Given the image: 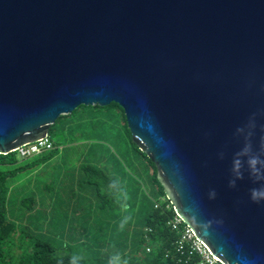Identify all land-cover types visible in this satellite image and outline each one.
I'll return each mask as SVG.
<instances>
[{"label": "water", "instance_id": "water-1", "mask_svg": "<svg viewBox=\"0 0 264 264\" xmlns=\"http://www.w3.org/2000/svg\"><path fill=\"white\" fill-rule=\"evenodd\" d=\"M111 102L210 252L264 264L259 185L228 187L237 129L254 122V152L264 136V0H0V154Z\"/></svg>", "mask_w": 264, "mask_h": 264}, {"label": "trees", "instance_id": "trees-1", "mask_svg": "<svg viewBox=\"0 0 264 264\" xmlns=\"http://www.w3.org/2000/svg\"><path fill=\"white\" fill-rule=\"evenodd\" d=\"M108 107H117L123 112V109L114 102L106 106L80 105L72 113L60 115L50 126L49 135L56 131L63 118L73 116L79 109H88L89 113H96ZM125 127L133 148L152 168V178L159 191V198L156 199H163L154 201L158 206L154 207L153 202L147 205L141 202L136 210V220L139 222L137 227L124 230L122 232L124 237L116 235L115 232H109L105 228L106 225L100 226L98 223L105 219L109 226L113 220L118 219L123 210L121 204L124 203L122 184L119 178L109 174L98 163H85L78 170V185L88 191L92 196V202L83 210L78 209L79 213L76 212L75 207L72 208L71 214L66 215L62 220L66 229L65 231L62 228L60 231L59 237L62 240H55L49 231H43V224L39 222H35L36 230H28L8 217L7 183L18 173L34 169L51 159L57 153L58 144L53 143V149L26 158L19 157L16 151L6 155L0 154V264H71V258L74 256L80 258L77 264H108L109 258L117 254L122 264L123 262L126 264H185L187 259L188 264H194L199 260L197 254L192 257L187 254L180 256L175 251V242L180 235L167 224L173 218L174 210L156 178L155 165L132 142L126 124ZM84 202L78 197V206ZM35 205L36 200L31 194L19 202V210L26 213L34 210ZM127 205V213L132 217L131 208L135 205L128 203ZM75 214H78L79 222L78 227L75 222L76 227L73 228L71 225L76 218ZM15 235L19 243V254L13 263L7 260L4 246L12 243ZM146 235L151 246L148 253L141 251Z\"/></svg>", "mask_w": 264, "mask_h": 264}, {"label": "rangeland", "instance_id": "rangeland-1", "mask_svg": "<svg viewBox=\"0 0 264 264\" xmlns=\"http://www.w3.org/2000/svg\"><path fill=\"white\" fill-rule=\"evenodd\" d=\"M87 110L79 109L73 116L63 118L56 131L48 134L49 140L58 144L57 153L51 159L34 169L18 173L8 181V217L20 223L22 228L36 230L35 222H39L43 224L44 232L49 231L55 240H62L59 235L62 228L66 231L62 224L65 216L71 214L73 207L79 213L78 209L83 210L92 202L88 191L78 185V170L85 163H98L109 174L119 178L122 193L126 192L128 197L127 203L135 205L131 208L132 217L122 210L118 219L109 226L105 219L98 223L106 225L109 232L124 237V230L139 224L136 210L141 202L147 205L163 200L156 199L159 198V191L152 178V168L130 142L124 112L117 107H108L96 113ZM31 194L36 200L35 209L22 213L19 202ZM78 197L85 201L79 206ZM75 215L73 228L75 225L78 227L79 222L78 214ZM125 216L130 219L121 229ZM18 244L15 235L12 243L4 246L8 261H16ZM73 249L76 250L75 247Z\"/></svg>", "mask_w": 264, "mask_h": 264}, {"label": "clouds", "instance_id": "clouds-1", "mask_svg": "<svg viewBox=\"0 0 264 264\" xmlns=\"http://www.w3.org/2000/svg\"><path fill=\"white\" fill-rule=\"evenodd\" d=\"M255 128L254 122L250 121L246 128L237 129L238 133H241L244 136V145L239 152H237L232 160L231 167V179L228 182L229 188H235L237 181L244 179L245 170L248 173L249 178L254 184L259 185L250 190L249 198L253 203L264 202V136L260 138L259 151L254 152L253 146L251 143V137L253 135V130ZM220 159H223V153L219 155ZM209 199H214L216 193L214 190L210 191ZM128 197L126 192L123 194L124 203L121 204V207L124 212L128 211V205L126 203ZM130 217H123L120 228L123 229L125 224L128 223ZM204 229H207V225H203ZM78 257L71 258V264H77ZM108 264H122L120 256L114 255L109 258ZM126 264V262H123Z\"/></svg>", "mask_w": 264, "mask_h": 264}, {"label": "built area", "instance_id": "built-area-1", "mask_svg": "<svg viewBox=\"0 0 264 264\" xmlns=\"http://www.w3.org/2000/svg\"><path fill=\"white\" fill-rule=\"evenodd\" d=\"M53 148V142H51L48 137H44L35 142L22 145L15 149V151L18 153L19 157L26 158ZM157 206V202H155L154 207ZM167 224L180 235L174 247L175 251L180 256L186 254L191 257L196 254L199 255V260L194 264H222L221 261L210 252L206 245L196 237L194 231L184 223L183 219L177 213L174 212L173 218L169 220ZM145 239L144 244L141 246V251L148 253L151 250V246L149 245L147 235ZM187 260L185 264H188Z\"/></svg>", "mask_w": 264, "mask_h": 264}]
</instances>
